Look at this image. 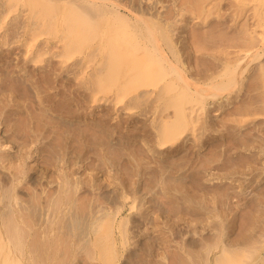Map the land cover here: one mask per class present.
<instances>
[{
  "label": "rangeland",
  "instance_id": "obj_1",
  "mask_svg": "<svg viewBox=\"0 0 264 264\" xmlns=\"http://www.w3.org/2000/svg\"><path fill=\"white\" fill-rule=\"evenodd\" d=\"M31 1L0 0V144L2 145H0V238L9 242H7L8 253L0 252V260L8 254L13 264L23 262L24 264L25 262L26 264H106L95 241L103 237L102 233L109 226L107 228H111L116 237L113 239L116 241L115 249H117L113 264H218L221 258L218 253L221 249L228 252L231 250V254H234L232 259L235 262L238 259L235 252H238V257L243 254L241 260L243 263L246 261L244 264H257L259 258L264 256V147L259 149V147L255 148L257 145L250 147L243 145L242 137L238 135V149L232 150L233 153L230 154L219 153V156L208 162L205 167H199L200 159L204 160V156L212 154L214 145L220 144L219 141L211 140L212 142H208L205 146L207 149L205 147L201 149V143L199 145V140L213 128L214 121L221 122L222 119H229L232 125L233 123L244 125L246 128H243V132L246 135L250 134L248 136L260 138L261 146H264V49L261 48L258 34H254L256 19L255 16L251 17L254 15L251 13L254 9L249 10L253 8L252 2L250 0H192V3L190 0H126L129 3L132 1L131 6L136 12L138 10L137 14L147 17L148 23L158 21L157 9H162L165 24L162 21L163 24L157 25L161 34L156 33L158 43L151 45L152 49L155 48L158 51L164 49L170 57H174L173 53L181 57L182 50V58L185 56L188 62L192 63L193 69L187 71L190 73L194 71V77L201 82L211 83L210 88L201 93L198 92L199 94L194 89V85H191L192 91L189 89L191 92L183 96L180 85L185 83L178 74L166 73L162 76L164 81L163 78L155 81L146 79L133 69L130 70L134 74L132 76L135 79L141 77V80L133 79L130 77L132 73L128 72L127 76L130 75L127 79L129 83H126L128 86H123L127 87L126 90L122 86V89L118 91L109 90L107 87L106 90H109L107 92L104 87L108 84L106 85L105 81L109 83V79H112L107 78L108 54L100 55L93 50L94 47L87 46L88 44L83 46L84 49L83 47L82 49L66 47L65 41L61 40L62 37L64 38V32L62 33L61 29H51L46 21V26L45 24L33 25L31 19L45 16V9L42 7L46 6L49 0ZM35 1L37 2L34 7L31 4ZM94 1L97 0L88 2ZM49 8L53 9L51 4ZM179 8L186 12V15L173 22V27L169 26L166 20L173 18L176 11L180 10ZM29 10H33L34 13ZM61 12L62 9L59 8L55 13ZM36 13L39 15L34 16ZM130 15L133 22L136 20L134 23L139 25L138 28L147 26L144 20ZM46 17L49 19V16ZM151 25L148 24V26ZM201 28H204V31ZM129 48L130 52L126 49L128 53L126 59L122 58L118 65L121 70L127 68L122 74L128 70L129 64L133 61L131 50L138 52L134 49L135 46L131 50ZM239 51L249 52L246 75L242 78L240 85L236 86L235 83L220 89L221 87L218 86L231 82L232 77L228 76L227 72L234 68L232 66L237 62ZM147 59L150 60L149 57ZM157 59L160 60L157 56L156 60H150L157 61L152 64L153 70L158 67ZM253 78H259V80ZM130 79L135 82L131 83ZM168 79L171 82L166 83ZM257 81L263 85L260 87ZM154 82L155 84H152ZM165 84H169L170 88L173 87L174 91L164 88ZM174 84L180 91L177 92ZM166 90L173 95L182 94L183 97H179L183 98L182 101L186 106H191L186 110H194L190 120L180 124L178 129L181 132L179 131L180 133L171 138H169L170 135L167 137L165 133L167 130L163 129V133L160 129L163 115L173 114L171 105L176 100L174 98L175 100L170 101L169 97L171 99L173 95L167 94ZM163 91L166 96L162 94ZM260 94L263 97L260 98ZM220 104L223 105L221 108L218 107ZM238 104H241V110L242 108L245 110L240 112ZM94 117L99 119L100 125L91 120ZM155 129H160V135ZM107 132L111 135L108 136ZM161 133L166 135L163 137ZM217 133L219 135L220 132L217 131ZM227 134L225 133L229 140L230 136ZM144 136L146 138H143ZM160 136L163 143L159 140ZM137 137L148 139V146L153 149V152L147 147L143 148L140 142H127V139ZM111 141L113 144L123 141L128 145L127 151L123 154L120 151L117 153ZM136 155H139L143 165L134 171L135 167L131 164L134 158L137 159ZM166 171L171 176L166 179L167 181L161 177V174ZM63 174L68 176L65 178ZM220 174L227 177H217ZM231 175L233 178L226 179ZM61 178L67 180L64 187L60 185ZM138 184L142 185L146 199L140 196H137L136 200L133 199L136 195L132 190ZM76 185L77 187H74ZM215 188L219 190L217 193L209 192ZM226 190H229L231 194L225 195ZM62 191L68 194L67 196H72L75 201H77L76 197H87L90 202L93 199L90 203L91 208L89 207L88 212L77 220L70 219L67 213L64 214L65 216L55 217L58 210L52 201L54 202L55 196ZM180 192L188 196H178ZM125 194L132 195V198L130 196L125 200ZM121 205L123 207L121 213L125 217L121 218L118 214L116 217L112 216L114 219L103 217L106 211L114 213L116 207ZM59 214L62 213L59 212ZM98 216L100 219L97 218ZM101 217L104 221L106 219L104 225H102ZM107 218L110 220L108 223ZM14 227L19 230L17 231ZM63 242L64 245H62ZM71 243L75 246L74 254L63 257L65 253L60 250H66L67 245ZM239 250L243 252L240 254ZM222 251L221 253L226 255V251H223L224 253ZM252 251V254L247 253ZM27 252L30 253L27 254ZM215 254L220 255L217 257L218 260L215 259ZM231 254L229 256H232ZM197 255L198 258H196ZM228 257L225 256L226 259ZM221 260H224V256ZM225 261H221L222 264L229 262Z\"/></svg>",
  "mask_w": 264,
  "mask_h": 264
},
{
  "label": "bare ground",
  "instance_id": "obj_2",
  "mask_svg": "<svg viewBox=\"0 0 264 264\" xmlns=\"http://www.w3.org/2000/svg\"><path fill=\"white\" fill-rule=\"evenodd\" d=\"M38 1V0H37ZM37 1H35L34 3H30V2H32L31 0H30V2H29V5L31 4L32 6H34L35 5V3L37 2ZM47 1V0H46ZM89 1V0H88ZM87 0H49V3H46L45 5L46 6H44V7H42V8H44L45 9V13H44V17H41L40 18V16L37 18V17H35L34 18V20H32L31 19V23L33 24V25H35V24H37V26L38 25H44L45 24V26H46V23H45V21L46 22H48V25H49V27L51 28V29H61V31H62V33L64 32V38L62 37L61 38V40H63V42L65 43V46L66 47H77V48H79V49H82V47L83 46H85L86 44H88L87 46H89L90 48H91V46L92 47H94L95 49H93V50H95L96 51V53L98 52L100 55H102L103 53H106V54H108V57H109V61H108V64H109V69H108V71H107V74H108V79L109 78H112V79H109V83H107L108 81L106 80L107 78H102L103 80H106L105 82H106V85L108 84V86H105V85H102L104 88H105V90L107 89V87L109 88V90L110 89H113V90H116V91H118L119 89L121 90L122 88H121V86L123 87V86H128V85H126V83H127V79H129L128 78V76H130V75H128L127 76V74H128V72H131L130 74H131V76L130 77H133L134 76V74H133V72L132 71H130L131 69H133V70H135L136 72H138L140 75H142V76H144V77H146V79H151V80H155V81H160V80H162V76H165V74L166 73H173V74H178L179 75V77H180V79L182 80V82H184L185 83V85H180V83H179V85L182 87V89H181V91L178 89L177 90V88H176V85L174 84V86H175V88H176V90H177V92L178 91H180L181 93L183 92V96H186L188 93H190L191 91H192V88H190V86L191 85H194V89L196 90V92L198 93V92H202V91H204V90H206V89H208V88H210V84L211 83H203V82H201L199 79H196V77H194V73L192 72V73H190V72H188L187 70H192L193 68L191 67V65H192V63L191 62H188V60L186 59V57L184 56L183 58H182V56H183V53L181 54V52H182V50H181V52H180V55H181V57H179V55L176 53H173L172 55H174V57H170V56H167V51L166 50H164V49H161V50H155V48H153L152 49V47H151V45H153V44H155V43H158V39H157V34H159L160 33V29H158L157 28V25L159 24V23H162V21L164 22V17H163V15H162V9H157V14H156V18L158 19V21H154V22H152V23H148L147 22V17H144L143 16V14H142V16L141 15H139V14H137L138 13V10H137V12L135 11V9H134V7L133 6H131V4L130 3H132V1L129 3L128 1H126V0H97V1H94V2H88ZM152 1V0H151ZM155 1V0H154ZM159 1V0H158ZM191 1V3L194 1H192V0H190ZM197 1V0H196ZM214 1V0H213ZM251 2H252V5L251 6H253V8L251 7L249 10H251V9H254V12L253 11H251V13H254V15H252L251 17H253V16H255L254 18L256 19H254L253 18V20H255L254 21V24H255V33L254 34H258L257 36L259 37V40H260V43H261V48L262 49H264V0H250ZM12 2V1H11ZM149 2V1H148ZM233 2V1H232ZM243 2V1H242ZM248 2V1H247ZM199 3V2H198ZM245 3V2H244ZM50 4H51V6H52V8L53 9H50L49 7H50ZM63 4V5H62ZM161 4V3H160ZM159 4V5H160ZM164 4V3H163ZM174 4V3H173ZM207 4V3H206ZM251 3H249V5H250ZM30 5V6H31ZM192 5V4H191ZM29 6V7H30ZM141 6V5H140ZM177 6V5H176ZM186 6V5H185ZM221 6V5H220ZM35 7V6H34ZM167 7V6H166ZM181 7V6H180ZM191 7V6H190ZM193 7V6H192ZM33 8V7H32ZM31 8V9H32ZM59 8H61L62 9V12L61 13H55V12H58V9ZM195 8V7H194ZM216 8V7H215ZM137 9V8H136ZM150 9V8H149ZM180 9V8H179ZM142 10V9H141ZM205 10V9H204ZM212 10H213V8H212ZM243 10V9H242ZM29 11H32L33 13H34V11L33 10H29ZM153 11V10H152ZM215 11V10H214ZM232 11H233V9H232ZM145 12V11H144ZM151 12V11H150ZM204 12V11H203ZM221 12H222V10H221ZM247 12V11H246ZM33 13L32 14H30V18H31V15H33ZM38 13V12H37ZM34 14V16L35 15H39V14ZM186 12H183L182 11V9H180V10H178V11H176V13L173 15V18H171L170 20L168 19V20H166V22L168 23V25L169 26H172L173 25V22H176V21H178L179 19H181V18H183L184 17V15H186L185 14ZM188 13V12H187ZM130 14H132V15H135V17H136V19L138 18V19H140V20H144V22H145V24L147 25L146 27H144V25H143V27H140V28H138V26L132 21V17H131V15ZM188 14H191V13H188ZM213 14H214V12H213ZM220 14V13H219ZM246 14V13H245ZM40 15H42V14H40ZM43 16V15H42ZM46 16H49V19H47V17ZM203 16H204V14H203ZM246 16V15H245ZM202 17V16H201ZM200 17V18H201ZM247 17V16H246ZM159 19H161V20H159ZM202 19V18H201ZM227 19V18H226ZM242 20H243V18H242ZM182 21V20H181ZM211 21V20H210ZM22 22V21H21ZM137 23V22H136ZM211 24H213V22H210ZM20 24V23H19ZM142 24V23H141ZM148 24H152L151 26H148ZM163 24V23H162ZM164 24H165V22H164ZM210 24V25H211ZM30 25V24H29ZM32 25V26H33ZM209 25V26H210ZM240 25V24H239ZM36 26V27H37ZM141 26V25H140ZM179 26V25H178ZM234 25H232V27H233ZM173 27V26H172ZM206 27V26H205ZM249 27H251V26H249ZM41 28V27H40ZM197 28V27H196ZM225 28V27H224ZM177 29H178V27H177ZM202 29V28H201ZM204 29V28H203ZM202 29V30H203ZM161 30H162V28H161ZM200 30V29H199ZM235 30H237V29H235ZM242 30H244V29H242ZM196 31V30H195ZM204 31V30H203ZM248 31V30H247ZM200 32V31H199ZM209 32V31H208ZM214 32V31H213ZM213 32H212V34H213ZM157 33V34H156ZM172 33V32H171ZM195 33V32H194ZM244 33V32H243ZM17 34V33H16ZM161 34V33H160ZM188 34H189V32H188ZM193 33H191V35H192ZM217 35V34H216ZM225 35V34H224ZM231 35H234L235 36V34H231ZM237 35V34H236ZM240 35V34H239ZM238 35V36H239ZM63 36V35H62ZM196 36H198V35H196ZM202 36V35H201ZM251 36H253V35H251ZM17 37V36H16ZM60 37V36H59ZM216 38V37H215ZM214 38V39H215ZM223 38V37H222ZM229 38V37H228ZM231 38V37H230ZM131 39L133 40V41H131ZM209 39V38H208ZM232 39V38H231ZM183 40V39H182ZM188 41V40H187ZM198 41V40H197ZM215 41V40H214ZM239 41V40H238ZM216 42V41H215ZM236 42V41H235ZM76 43H78V44H76ZM196 43V42H195ZM228 43V42H227ZM232 43H233V41H232ZM127 44V45H126ZM132 45L131 47H130V45ZM229 44H231V43H229ZM53 45V44H52ZM178 45V44H177ZM194 45V44H193ZM199 45V44H198ZM133 46H135V48L134 49H136L138 52L136 53V52H133V50H131V48L133 47ZM167 46V45H166ZM194 46H197V45H194ZM202 46V45H201ZM53 47V46H52ZM130 47V48H129ZM172 47V46H171ZM186 47H187V44H186ZM199 47V46H198ZM128 48L131 50V54H132V56H131V59L133 60V61H131V64H129L130 66H129V68H128V70H126L125 72H124V74H122V72L124 71V69L126 68H122V70L119 68V64H120V61H121V59L122 58H124V59H126L125 57H127V55H128V53H127V51H126V49L128 50ZM168 48H169V45H168ZM192 48V47H191ZM195 48V47H194ZM197 48V47H196ZM83 49H84V47H83ZM172 49V48H171ZM254 49V48H253ZM253 49H251V50H253ZM92 50V51H93ZM135 50V51H136ZM189 50V49H188ZM194 50V49H193ZM75 51V50H74ZM129 51V50H128ZM235 51V50H234ZM238 51V50H237ZM130 52V51H129ZM191 52V51H190ZM195 52V51H194ZM251 52H253V51H251ZM90 53H91V51H90ZM95 53V52H94ZM171 53V52H170ZM188 53H186V55H187ZM194 54V53H193ZM171 55V56H172ZM234 55H236V54H234ZM233 55V56H234ZM249 52H240L239 51V56H238V59H237V62H236V64L235 65H233L232 67H234L231 71H229L228 70V72H227V74H228V76H230V77H232V79L230 80L231 82H229V83H227L226 84V82L223 84V85H221V86H218V87H221L220 89H222L225 85H227V86H232V85H235V83H236V86L237 85H240L241 83H242V81H243V77L246 75V70H247V68H248V64H249V61H248V58H249ZM262 55V54H261ZM89 56V55H88ZM156 56L160 59V60H158V67H156L154 70L152 69V64L155 62H151L150 60H156ZM147 57H149V61H148V59H147ZM151 57H152V59H151ZM178 57V58H177ZM248 57V58H247ZM176 58V59H175ZM251 58V57H250ZM256 59H257V57H256ZM130 60V59H129ZM129 60H127V61H129ZM124 61V60H123ZM122 61V63H124ZM217 61V60H216ZM226 61V60H225ZM242 61L244 62V63H242ZM130 62V61H129ZM157 62V61H156ZM155 62V63H156ZM47 63V62H46ZM154 63V64H155ZM264 63V62H263ZM262 63V64H263ZM53 64V63H52ZM252 64V63H251ZM76 65V64H75ZM258 65V64H257ZM49 66V65H48ZM20 67V66H19ZM123 67V66H122ZM214 67V66H213ZM251 67V66H250ZM21 68V67H20ZM58 68V67H57ZM70 68H73V67H70ZM52 69V68H51ZM127 69V68H126ZM210 69V68H209ZM212 69H214V68H212ZM223 69H225L224 67H223ZM256 69V68H255ZM153 70V71H152ZM31 71V70H30ZM50 71V70H49ZM52 71V70H51ZM225 71H226V69H225ZM224 71V72H225ZM253 71V70H252ZM255 71V70H254ZM253 71V72H254ZM65 72H68V71H65ZM78 72V71H77ZM259 72V71H258ZM258 72H257V74H258ZM264 72V71H263ZM49 73V72H48ZM63 73V72H62ZM135 73V72H134ZM222 73H223V71H222ZM260 73V72H259ZM32 74V73H31ZM79 74V73H78ZM217 74H219V73H217ZM224 74H226V73H224ZM133 75V76H132ZM136 75V74H135ZM215 75V74H214ZM220 75V74H219ZM203 76V75H202ZM226 77H227V75H225ZM259 77V76H258ZM141 78V77H140ZM139 78V79H140ZM175 78H177L176 76H175ZM174 78V79H175ZM213 78V77H212ZM260 78V77H259ZM259 78H257L258 80H259ZM26 79V78H25ZM77 79V78H76ZM75 79V80H76ZM133 79H135V77H133ZM131 80V83H132V81H134V80ZM137 79V78H136ZM135 79V80H136ZM139 79H137V80H139ZM253 79H256V78H253ZM256 79V80H257ZM30 80V79H29ZM55 80V79H54ZM141 80V79H140ZM167 80V79H166ZM169 81H166V83L167 82H171V80L170 79H168ZM163 81H164V78H163ZM172 81H173V79H172ZM178 81V80H177ZM180 81V80H179ZM235 81V82H234ZM135 82V81H134ZM174 82V81H173ZM211 82V81H210ZM228 82V81H227ZM248 82V81H247ZM260 82V81H259ZM258 81H257V83H258V85H260V87L263 85V83L262 84H260ZM261 82H263V81H261ZM129 83V82H128ZM127 83V84H128ZM253 83V82H252ZM254 83H255V81H254ZM147 84H149V83H147ZM151 84V83H150ZM152 84H155V82L154 83H152ZM256 84V83H255ZM166 85V86H165ZM163 87L164 88H167V90H169L170 91V89L172 90L173 89V87L172 88H170V85L169 84H165ZM167 85H168V87H167ZM44 86V85H43ZM130 86V85H129ZM159 86V85H158ZM158 86H157V88H158ZM235 86V87H236ZM251 86V85H250ZM60 87V86H59ZM102 87V88H103ZM160 87V86H159ZM213 87V86H212ZM234 87V86H233ZM246 87V86H245ZM245 87H243V88H245ZM127 88V87H126ZM126 88H124L123 87V89H125L126 90ZM163 88V89H164ZM169 88V89H168ZM179 88V87H178ZM215 88V87H214ZM230 88H232V87H230ZM237 88V87H236ZM239 88H240V86H239ZM66 89V88H65ZM189 89H191V91L189 90ZM247 89V88H246ZM55 90V89H54ZM108 90V91H109ZM158 90V89H157ZM161 90H162V88H161ZM167 90H166V93L167 94H169L168 92H167ZM219 90V89H218ZM254 90V89H253ZM36 91V90H35ZM50 91V90H49ZM107 91V90H106ZM107 91V92H108ZM172 91H174V90H172ZM171 91V92H172ZM229 91H230V89H229ZM238 91V90H237ZM245 91V90H244ZM249 91V90H248ZM262 91V90H261ZM51 92V91H50ZM164 92V91H163ZM227 92V91H226ZM251 92H252V89H251ZM259 92V91H258ZM40 93V92H39ZM49 93V92H48ZM55 93V92H54ZM79 93V92H78ZM144 93V92H143ZM176 93V92H175ZM195 93V92H194ZM254 93H256V92H254ZM263 93V92H262ZM45 94V93H44ZM158 94V93H157ZM162 94H165V92L164 93H162ZM172 93H170V95H171ZM179 94V93H178ZM177 94V95H178ZM199 94V93H198ZM49 95V94H48ZM51 95V94H50ZM137 95V94H136ZM169 95V96H170ZM173 95V94H172ZM177 95H173V98H171L170 99V97H169V100L171 101L172 99L173 100H175L173 103H172V105H171V110L173 109V114L171 115V114H165V115H163V121H162V125L160 126V129L161 130H167V132H165L166 134H167V137H168V135H170V137L169 138H171L172 136H174V135H177L178 133H180L181 131H180V129H178V128H180L179 126H180V124H184V123H187V121H189L190 120V116L192 117V115H194L193 113H194V110H186V109H190V105H189V107L188 106H186L185 105V102L184 101H182L183 100V96H182V94H180L179 96H182V97H179V96H177ZM250 95V94H249ZM253 95H255V94H253ZM3 96V95H2ZM16 96V95H15ZM142 96V95H141ZM157 96V95H156ZM165 96H166V94H165ZM165 96H164V98H165ZM191 96V95H190ZM230 96V95H229ZM261 94H260V98H261ZM227 97V96H226ZM231 97V96H230ZM263 97V96H262ZM76 98V97H75ZM167 98V97H166ZM175 98V99H174ZM179 98H182V99H179ZM188 98V97H187ZM195 98V97H194ZM256 98V97H255ZM255 98H253V99H255ZM193 99V98H192ZM191 99V100H192ZM197 99V98H196ZM195 99V100H196ZM256 99H258V98H256ZM15 100V99H14ZM42 100V99H41ZM79 100V99H78ZM168 100V99H167ZM184 100H185V98H184ZM166 101V100H165ZM219 101V100H218ZM252 101V100H251ZM258 101H259V99H258ZM75 102V101H74ZM155 102V101H154ZM168 102V101H167ZM244 103H245V101H243ZM242 102V104L243 105H249V104H247V103H243ZM2 103V102H1ZM144 103V102H143ZM168 103H170V102H168ZM187 103V102H186ZM192 103V102H191ZM190 103V104H191ZM210 103V102H209ZM222 103V102H221ZM255 103V102H254ZM48 104V103H47ZM250 104H251V102H250ZM258 104H260V103H258ZM1 105V104H0ZM116 105V104H115ZM169 105V104H168ZM213 105V104H212ZM211 105V106H212ZM232 105V104H231ZM239 105V104H238ZM253 105H255V104H253ZM261 105V104H260ZM78 106V105H77ZM76 106V107H77ZM140 106V105H139ZM167 106V105H166ZM216 106V105H215ZM223 105L222 104H220L218 107L219 108H221ZM240 106V112L244 109V108H242V110H241V104L239 105ZM238 106V107H239ZM16 107V106H15ZM49 107V106H48ZM81 107V106H80ZM188 107V108H187ZM236 107H237V105H236ZM247 107V106H246ZM245 107V108H246ZM250 107V106H249ZM253 107V106H252ZM90 108V107H89ZM88 108V109H89ZM150 108V107H149ZM168 108V107H167ZM170 108V107H169ZM168 108V109H169ZM193 108V107H192ZM191 108V109H192ZM258 108V107H257ZM49 109V108H48ZM78 109V108H77ZM194 109V108H193ZM238 109V108H237ZM4 110V109H3ZM245 110V109H244ZM2 111V110H1ZM48 111V110H47ZM63 111V110H62ZM80 111V110H79ZM166 110H165V107H164V112H165ZM170 111V110H169ZM5 112V111H4ZM171 112V111H170ZM231 112V111H230ZM218 113V112H217ZM55 114V113H54ZM91 114V113H90ZM99 114V113H98ZM214 114V113H213ZM152 115V114H151ZM229 115H231V114H229ZM54 116H56V115H54ZM214 116V115H213ZM226 116V115H225ZM32 117V116H31ZM91 117H93V116H91ZM238 117V116H237ZM242 117V116H241ZM5 119V118H4ZM70 119V118H69ZM88 119V118H87ZM213 119V118H212ZM66 120H67V118H66ZM82 120V119H81ZM91 120L95 123V124H97V125H100V123H99V119L97 120V119H95V117L92 119L91 118ZM90 120V121H91ZM214 120H215V118H214ZM229 120V119H228ZM228 120H226V119H222L221 120V122H217V121H214L213 123H212V129L211 130H209L207 133H205V134H207V135H205V137H203V139H200L199 140V145H200V143H201V149L202 148H204L205 146H207L208 144V142H212L211 140H216V141H219L220 142V144L219 143H217V144H215L214 145V150H213V152H212V154H210V155H207V156H204V160H201L200 159V164H199V167H201V168H203V167H205L207 164H208V162H210V161H213V159L214 158H216L217 156H219L218 154L219 153H221L222 154V152H224V153H227V154H230L231 152H232V150H235V149H238V142H239V137H238V135H240L242 138V142H243V145H247L248 147H250V146H252V145H257V146H255V148H257V147H259V149L260 148H262V147H264V146H261V143H262V140L260 139V138H257L256 136H248V135H250V134H248V135H246L244 132H243V128H246V126H244V125H239V124H235V123H233V125L232 124H230V122L228 121ZM78 121V120H77ZM91 121V122H92ZM186 121V122H185ZM211 121V120H210ZM131 122V121H130ZM148 122V121H147ZM245 122V121H244ZM248 122V121H247ZM73 123V122H72ZM202 123V122H201ZM211 123V122H210ZM249 123V122H248ZM31 124V123H30ZM155 124V123H154ZM235 124V125H234ZM81 125V124H80ZM103 125V124H102ZM157 125V124H156ZM181 126H184V125H181ZM192 126V125H191ZM116 127V126H115ZM154 127V126H153ZM162 127V128H161ZM260 127V126H259ZM117 128V127H116ZM155 128H157V127H155ZM184 128V127H183ZM256 128H257V126H256ZM115 129V128H114ZM159 129V130H160ZM117 130V129H116ZM156 131L158 130V129H155ZM158 130V134L161 132V131H159ZM164 130L162 131L163 133H164ZM201 130H202V128H201ZM219 131L220 133H219V135H218V133H217V131ZM82 131V130H81ZM128 131V130H127ZM153 131H154V129H153ZM153 131H152V133H153ZM180 131V132H179ZM155 132V131H154ZM217 134H216V133ZM247 132V131H246ZM251 132V131H250ZM2 133V132H1ZM36 133V132H35ZM130 133V132H129ZM156 133V132H155ZM163 133H161V135L164 137L165 135L163 134ZM225 133H228L229 134V136H230V139L229 140H227V138H226V135H225ZM8 134V133H7ZM41 134V133H40ZM52 134V133H51ZM67 134V133H66ZM97 134V133H96ZM149 134H150V132H149ZM204 134V133H203ZM227 134V135H228ZM53 135V134H52ZM107 135L108 136H110L111 134L110 133H108L107 132ZM148 135V134H147ZM157 135V134H156ZM160 135V134H159ZM142 136V135H141ZM162 136H160L158 139L159 140H163V139H161V137ZM113 137H114V134H113ZM139 137V136H138ZM133 138V139H127V142H129V141H134V142H140L141 143V145L143 146V148H149V146H148V139H139V138ZM214 137H216V138H214ZM143 138H146L145 136L143 137ZM174 138V137H173ZM84 139V138H83ZM116 140V139H115ZM125 140V139H124ZM141 140V141H140ZM170 140H172V139H170ZM43 141V140H42ZM175 141V140H174ZM3 142V141H2ZM87 142V141H86ZM112 142V141H111ZM115 142V141H114ZM125 142H126V140H125ZM126 142V143H127ZM165 142V141H164ZM241 142V143H242ZM10 143V142H9ZM8 143V144H9ZM126 143H124L123 141H117L115 144H113V142H112V147H113V149H115L116 151H117V153H119V151H120V153L122 152V154L123 153H125V151H127L126 150V148H128V145H126ZM161 143V142H160ZM162 143H163V141H162ZM167 143V142H166ZM195 143H197V142H195ZM85 144V143H84ZM1 145V144H0ZM37 145V144H36ZM158 145H160V144H158ZM2 146V145H1ZM168 146V145H167ZM193 146V145H192ZM197 146V145H196ZM8 147V146H7ZM33 147V146H32ZM91 147V146H90ZM102 147V146H101ZM105 147V146H104ZM151 147V146H150ZM180 147V146H179ZM254 147V146H253ZM39 148V147H38ZM125 148V149H124ZM206 148V147H205ZM244 148H247L246 146H244ZM9 149V148H8ZM191 149V148H190ZM197 149V148H196ZM195 149V150H196ZM207 149V148H206ZM249 149V148H248ZM10 150V149H9ZM97 150V149H96ZM148 150V149H147ZM158 150V149H157ZM192 150V149H191ZM246 150V149H245ZM262 150V149H261ZM67 151V150H66ZM149 151H152L153 152V149H150L149 148ZM160 151V150H159ZM247 151H249V150H247ZM199 153H200V151H198ZM243 152H245V151H243ZM250 152V151H249ZM233 153V152H232ZM236 153V152H235ZM251 153V152H250ZM260 153V152H259ZM141 154H142V152H141ZM195 154V153H194ZM238 154V153H237ZM60 155V154H59ZM160 155V154H159ZM224 155V154H223ZM236 155V154H235ZM121 156V155H120ZM168 156V155H167ZM202 155H200V157H201ZM126 157V156H125ZM134 157H135V155H134ZM193 157V156H192ZM14 158V157H13ZM115 158V157H114ZM136 158L137 159H133L134 160V162L131 164L132 166H134L135 167V170L134 171H136L138 168H140L142 165H143V162H142V160H140V158H139V155H136ZM223 158V156L221 157V159ZM59 159V158H58ZM111 159V158H110ZM220 159V160H221ZM18 160V159H17ZM60 160V159H59ZM13 161V160H12ZM144 161V160H143ZM155 161V160H154ZM27 163V162H26ZM25 163V164H26ZM217 163V162H216ZM13 164V163H12ZM213 164V163H212ZM63 165V164H62ZM120 165V164H119ZM152 165H154V164H152ZM14 166V165H13ZM172 166V165H171ZM59 167V166H58ZM119 167V166H118ZM249 167H251V166H249ZM61 168V167H60ZM170 168V167H169ZM186 168V167H185ZM69 169V168H68ZM67 169V170H68ZM148 170V169H147ZM203 170V169H202ZM236 170V169H235ZM15 171V170H14ZM60 171V170H59ZM177 171V170H176ZM64 172V171H63ZM210 172V171H209ZM239 172V171H238ZM19 173V172H18ZM160 173H162V172H160ZM180 173V172H179ZM212 173V172H211ZM257 173V172H256ZM24 174V173H23ZM141 174V173H140ZM210 174V173H209ZM208 174V175H209ZM228 174V173H227ZM226 174V175H227ZM239 174H241V173H239ZM30 175V174H29ZM64 175V174H63ZM139 175V174H138ZM207 175V174H206ZM207 175V176H208ZM214 175V174H213ZM27 176V175H26ZM68 176V174H66V175H64V177L66 178ZM141 176V175H140ZM153 176V175H152ZM235 176V175H234ZM241 176V175H240ZM243 176H245V175H243ZM249 176H251V175H249ZM24 177V176H23ZM70 177V176H69ZM148 177H149V175H148ZM161 177H163V179L165 178V180L167 179V178H169V177H171L170 175H169V173H168V171H166V173H162L161 174ZM213 177H215V175L213 176ZM217 177H222V178H224V177H227V176H225L224 174H220V176L218 175ZM59 178V177H58ZM155 178V177H154ZM185 178V177H184ZM189 178V177H188ZM229 178H233V175H231V176H228V178H226V179H229ZM237 178V177H236ZM241 178V177H240ZM38 179H39V177H38ZM144 179V178H143ZM60 180V179H59ZM69 180V179H68ZM142 180V179H141ZM187 180V179H186ZM206 180V179H205ZM204 180V181H205ZM230 180V179H229ZM228 180V181H229ZM233 180V179H232ZM240 180V179H239ZM243 180V179H242ZM245 180H248V179H245ZM251 180V179H250ZM22 181H23V179H22ZM63 181V182H62ZM167 181V180H166ZM165 181V182H166ZM195 181V180H194ZM203 181V182H204ZM66 182H67V180H63V178H61V181H60V185L61 186H63L64 184H66ZM181 182H182V180H181ZM207 182V181H206ZM231 182V181H230ZM248 182V181H247ZM22 183V182H21ZM140 183H141V181H140ZM139 183V184H140ZM168 183V182H167ZM166 183V184H167ZM184 183V182H183ZM245 183V182H244ZM10 184V183H9ZM42 184V183H41ZM136 184V183H135ZM137 185V186H135L134 188H133V192H135V195H136V197H133V199L134 200H136L137 199V196H140L141 198H143L144 196L146 197V195L144 194V192H143V188H142V185ZM236 184V183H235ZM238 184V183H237ZM69 185V184H68ZM78 185V184H77ZM77 185L76 186H74V187H77ZM192 186V185H191ZM247 186V185H246ZM19 187V186H18ZM43 188H44V186H42ZM64 187V186H63ZM70 187V186H69ZM81 187V186H80ZM122 187V186H121ZM202 187H204V186H202ZM220 187V186H219ZM11 188V187H10ZM9 188V189H10ZM37 188V187H36ZM47 188V187H46ZM79 188V187H78ZM167 188V187H166ZM197 188V187H196ZM242 188H243V186H242ZM15 190V189H14ZM16 190H17V188H16ZM70 190V189H69ZM69 190H68V192H69ZM167 190V189H166ZM238 190V189H237ZM44 191V190H43ZM74 191V190H73ZM77 191V190H76ZM82 191V190H81ZM121 191V190H120ZM202 191H204L205 192V190H202ZM219 190L218 189H216L215 188V190H210L209 192L210 193H217ZM67 192V193H68ZM77 192H80V191H77ZM83 192V191H82ZM95 192V191H94ZM129 192V191H128ZM173 192V191H172ZM175 192V191H174ZM179 192V191H178ZM177 192V193H178ZM233 192V191H232ZM239 192V191H238ZM245 192V191H244ZM8 193V192H7ZM171 193V192H170ZM176 193V195H178ZM208 193V192H207ZM209 193V194H210ZM225 193V195H230L231 194V192L229 191V190H226V192H224ZM76 193H75V191H74V195H75ZM83 194H85V193H83ZM123 194H124V192H123ZM168 194V193H167ZM201 194V193H200ZM234 194V193H233ZM36 195V194H35ZM68 195V194H67ZM63 191L61 192V193H59L58 195H56L55 196V199H54V202L52 201V204L54 205V207H56V210H58V212H56L55 213V217H57V216H61L62 217V215L63 216H65L66 215V213L68 214V216L70 217V219L71 218H76L75 220H77V218H80L81 217V215H85L86 214V212H88V210L91 208L90 206H91V204L90 203H92V200L93 199H91V202H90V200L87 198V197H76L77 198V201H75L74 200V198H72V196H67ZM169 195V194H168ZM167 195V196H168ZM191 195V194H190ZM196 195V194H195ZM236 195H237V192H236ZM28 196V195H27ZM76 196V195H75ZM78 196V195H77ZM122 196V195H121ZM130 196H131V198H132V195H128V194H125L124 195V199L126 200V199H128V198H130ZM172 196H174V195H172ZM178 196H182V197H184V196H188V195H185V193L183 192H180V195H178ZM178 196H177V198H178ZM207 196H208V194H207ZM211 196V195H210ZM258 196V195H257ZM14 197V196H13ZM42 197V196H41ZM144 197V198H145ZM171 197V196H170ZM191 197V196H190ZM206 197V196H205ZM262 197V196H261ZM17 198V197H16ZM81 198V199H80ZM97 198V197H96ZM118 198V197H117ZM121 198V197H120ZM192 198V197H191ZM193 198H195V197H193ZM197 198V197H196ZM249 198V197H248ZM3 199V198H2ZM42 199V198H41ZM146 199V198H145ZM230 199V198H229ZM52 200V199H51ZM117 200V199H116ZM6 201V200H5ZM10 201V200H9ZM18 201V200H17ZM42 201V200H41ZM181 201V200H180ZM190 201V200H189ZM201 201V200H200ZM230 201V200H229ZM112 202V201H111ZM191 202V201H190ZM142 203V202H141ZM144 203V202H143ZM186 203H188V202H186ZM258 203V202H257ZM18 204V203H17ZM26 204V203H25ZM147 204V203H146ZM151 204V203H150ZM14 205V204H13ZM49 205H51V204H49ZM93 205H94V203H93ZM107 205H109V204H107ZM111 205V204H110ZM130 205V204H129ZM142 205V204H141ZM145 205V204H144ZM189 205V204H188ZM199 205V204H198ZM30 206V205H29ZM161 206V205H160ZM216 206V205H215ZM32 207V206H31ZM90 207V208H89ZM110 207V206H109ZM144 207V206H143ZM186 207V206H185ZM217 207V206H216ZM260 207V206H259ZM50 208V207H49ZM49 208H48V211H49ZM67 208V209H66ZM122 205L121 206H117L116 207V211L114 212V213H111V212H108V211H106L105 213H104V215H103V217L105 216V218L106 217H112V216H115L116 217V215L118 214V216H120L121 218H123V217H125L121 212H122ZM51 209V208H50ZM65 209L67 210V212L65 211ZM45 210H46V208H45ZM220 210V209H219ZM218 210V211H219ZM24 211V210H23ZM92 211V210H91ZM224 211V210H223ZM45 212V211H44ZM50 212V211H49ZM59 212H61L62 214L60 215L59 214ZM103 212V211H102ZM101 212V213H102ZM147 212V211H146ZM7 213V212H6ZM9 213V212H8ZM46 213V212H45ZM93 213V212H92ZM232 213V212H231ZM53 214V213H52ZM65 214V215H64ZM100 214V213H99ZM140 214V213H139ZM194 214V213H193ZM131 215V214H130ZM7 216V215H6ZM39 216V215H38ZM102 216V215H101ZM143 216V215H142ZM233 216V215H232ZM18 217V216H17ZM60 217V218H61ZM103 217H101V219L103 220ZM139 217V216H138ZM148 217V216H147ZM220 217V216H219ZM225 217V216H224ZM1 218V217H0ZM21 218V217H20ZM48 218V217H47ZM51 218V217H50ZM98 219H100V216H98L97 217ZM113 219H114V217H112ZM74 219H73V221H74ZM82 219V218H81ZM89 219V218H88ZM226 219V218H225ZM23 219H21V221H22ZM50 220V219H49ZM87 220V219H86ZM93 221V220H92ZM108 221H110L108 218H107V223H108ZM114 221V220H113ZM113 221H111V223L113 222ZM134 221V220H133ZM227 221V220H226ZM17 222H20V221H17ZM32 222V221H31ZM53 222V221H52ZM51 222V223H52ZM98 222H99V220H98ZM103 224L102 225H104V223L106 222V219H105V221L103 220V221H101ZM100 222V223H101ZM145 222V221H144ZM3 223V222H2ZM7 223V222H6ZM11 223V222H10ZM15 223V222H14ZM50 223V224H51ZM67 223V222H66ZM92 223H94V222H92ZM45 224V223H44ZM72 224V223H71ZM83 224V223H82ZM81 224V225H82ZM114 224V223H113ZM13 225V224H12ZM46 225V224H45ZM52 225V224H51ZM88 225V224H87ZM220 225V224H219ZM2 226V225H1ZM11 226V225H10ZM44 226V225H43ZM91 226H93V225H91ZM111 226V225H110ZM260 226V225H259ZM22 227V226H21ZM107 227H109V226H107ZM106 227V231L104 232V233H102L103 234V237L102 238H100V240L99 241H95V244L97 245V247L100 249V253H102V255H103V260H104V262L106 263V264H113L112 263V261L114 260V256H115V254H116V250L117 249H115V245H116V241H114L113 239H116V237H115V235H114V232H113V230L111 229V228H107ZM176 227V226H175ZM14 228H16V227H14ZM84 228H85V226H84ZM17 229V231L19 230L18 228H16ZM57 229V228H56ZM81 230V229H80ZM112 230V231H111ZM136 230V229H135ZM140 230V229H139ZM179 230V229H178ZM183 230V229H182ZM63 231V230H62ZM93 231V230H92ZM45 232V231H44ZM84 232V231H83ZM141 232V231H140ZM5 233H7V232H5ZM181 233V232H180ZM218 233V232H217ZM223 233V232H222ZM15 234H16V231H15ZM19 234V233H18ZM97 234V233H96ZM182 234V233H181ZM225 234V233H224ZM20 235V234H19ZM139 235V234H138ZM223 235V234H222ZM18 236V235H17ZM125 236V235H124ZM224 236V235H223ZM8 237H9V234H8ZM56 237V236H55ZM264 237V236H263ZM7 238V237H6ZM11 238V237H10ZM9 238V239H10ZM14 238V237H13ZM41 238V237H40ZM46 238V237H45ZM89 238V237H88ZM221 238V237H220ZM8 239V240H9ZM15 239H16V237H15ZM19 239V238H18ZM32 239V238H31ZM49 239V238H48ZM68 239V238H67ZM76 239V238H75ZM85 239V238H84ZM13 240V239H12ZM43 240V239H42ZM67 241V240H66ZM65 241V242H66ZM187 241V240H186ZM8 242V241H7ZM7 242H5V240L1 237L0 238V252H5V253H8L7 252V249H8V247H7ZM11 242V241H10ZM37 242V241H36ZM52 242V241H51ZM6 243V244H5ZM9 243V242H8ZM38 243V242H37ZM82 243V242H81ZM262 243V242H261ZM41 244H43L42 242H41ZM66 244V243H65ZM80 244V243H79ZM216 244V243H215ZM214 244V245H215ZM225 244V243H224ZM233 244V243H232ZM263 244V243H262ZM13 245H14V243H13ZM62 245H64V242H63V244ZM95 245V246H96ZM185 245V244H184ZM222 245V244H221ZM226 245V244H225ZM240 245V244H239ZM264 245V244H263ZM15 246H17V245H15ZM14 246V247H15ZM28 246H30V245H28ZM59 246V245H58ZM57 246V247H58ZM213 246V245H212ZM216 246H218V245H216ZM216 246H215V249H216ZM228 246V245H227ZM261 246V245H260ZM77 247V246H76ZM221 247H225V246H221ZM221 247H220V249H221ZM229 247H231V246H229ZM233 247V246H232ZM37 248H39V247H37ZM74 248H75V246H73V243H71L70 245L68 244L67 245V248H66V250H60L61 252H63V253H65V256H63V255H61V256H63V257H70L72 254H74L73 253V250H74ZM201 248V247H200ZM237 248V247H236ZM246 248V247H245ZM21 249H23V248H21ZM21 249H20V252H21ZM33 249V248H32ZM214 249V250H215ZM239 249V248H238ZM248 249V248H247ZM256 249V248H255ZM257 249H258V247H257ZM260 249H262V248H260ZM229 250V249H228ZM236 250V249H235ZM250 250V249H249ZM24 251H26V250H24ZM31 251V250H30ZM33 251V250H32ZM37 251V250H36ZM36 251H35V253H36ZM41 251V250H40ZM59 251V249L57 250V252ZM171 251V250H170ZM182 251V250H181ZM204 251V250H203ZM217 251V250H216ZM218 251H219V249H218ZM221 251H222V249H221ZM221 251L218 253V254H220L221 255V258H220V261L219 262H223V261H229V262H227V263H225V264H228V263H230V262H232V264H234V263H243V260H241V256L243 255H241L240 257H238V252L236 253L235 252V256L239 259V261H238V259H236V257H235V259L237 260L236 262H235V260L234 259H232V258H234V254H231V250L229 251L230 252V254L232 255V256H229L230 254H229V252L228 251H226L225 249H223V251L225 252V254L227 255V257L229 256V257H231L230 259H229V257L227 258V259H229V260H227L226 258H225V256L226 255H223L222 253H221ZM222 251V252H223ZM238 251V250H237ZM239 251H241L240 252V254L243 252V250H239ZM254 251V250H253ZM253 251L252 252H247V253H250V254H252L253 253ZM61 252H60V254H61ZM98 252H99V250H98ZM187 252V251H186ZM223 252V253H224ZM256 252V251H255ZM260 252V251H259ZM30 252H27V254H29ZM99 253V254H100ZM165 253V252H164ZM233 253H234V251H233ZM247 253H245V254H247ZM14 254H16V253H14ZM23 254V253H22ZM55 254V253H54ZM98 254V253H97ZM119 254V253H118ZM150 254V253H149ZM198 254V253H197ZM202 254V253H201ZM216 254H217V252H216ZM216 254H215V259H217V257L219 256L220 257V255H217L216 256ZM239 254V255H240ZM244 254V255H245ZM259 254V253H258ZM6 255V254H5ZM20 255H21V253H20ZM101 255V256H102ZM182 255H183V253H182ZM200 255V254H199ZM206 255H207V253H206ZM206 255H205V257H206ZM209 255V254H208ZM257 255V254H256ZM39 255H37V257H38ZM57 256V255H56ZM76 256V255H75ZM93 256V255H92ZM119 256V255H118ZM184 256H185V254H184ZM202 256V255H201ZM204 256V255H203ZM223 256H224V260H221L222 258H223ZM248 256V255H247ZM255 256V255H254ZM260 256V255H259ZM33 257V256H32ZM46 257V256H45ZM74 257V256H73ZM99 258H100V256H98ZM128 257V256H127ZM214 257H213V259H214ZM249 257V256H248ZM247 257V258H248ZM251 257H252V255H251ZM251 257H250V259H251ZM116 258V257H115ZM180 258V257H179ZM189 258H190V256H189ZM196 258H198V255H197V257ZM244 258H245V256H244ZM246 258V259H247ZM258 258V257H257ZM18 259V258H17ZM33 259H34V257H33ZM32 259V260H33ZM50 259V258H49ZM53 259V258H52ZM68 259V258H67ZM76 259H77V257H76ZM95 259H97V258H95ZM116 259H118V258H116ZM192 259V258H191ZM204 259H206V260H208V258H204ZM211 259V258H210ZM214 259V260H215ZM242 259H243V257H242ZM245 259V260H246ZM18 260H20V259H18ZM25 261H26V259H24ZM46 260H48V259H46ZM57 260V259H56ZM87 260V259H86ZM98 260V259H97ZM101 260V259H100ZM124 260V259H123ZM218 260V259H217ZM231 260V261H230ZM234 261V263H233V261ZM258 260V259H257ZM21 261V260H20ZM203 261V260H202ZM210 261V260H209ZM225 261V262H226ZM241 261V262H240ZM54 262H55V260H54ZM62 262V261H61ZM67 262V261H66ZM101 262V261H100ZM125 262V261H124ZM168 262V261H167ZM205 262V261H204ZM203 262V263H204ZM215 262V261H214ZM216 262H218V261H216ZM218 262V264H222V262L221 263H219ZM246 262V261H245ZM244 262V263H245ZM252 262V261H251ZM43 263H45V262H43ZM50 263V262H49ZM90 263V262H89ZM207 263H208V261H207ZM236 263V264H237ZM243 263V264H244ZM255 263V262H254ZM0 264H13L12 263V261H11V257H8V254L6 255V257H4L3 258V260H0ZM22 264H24V262L22 263ZM25 264H26V262H25ZM31 264V263H30ZM69 264V263H68ZM72 264V263H71ZM95 264V263H94ZM122 264V263H121ZM143 264V263H142ZM214 264V263H213ZM217 264V263H216ZM224 264V263H223ZM247 264H249V263H247ZM253 264V263H252ZM257 264H264V256H262V257H260L259 258V260L257 261Z\"/></svg>",
  "mask_w": 264,
  "mask_h": 264
}]
</instances>
